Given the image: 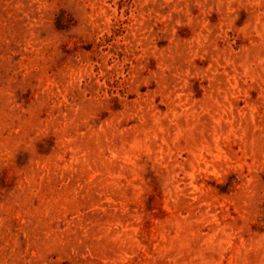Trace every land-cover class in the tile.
I'll use <instances>...</instances> for the list:
<instances>
[{"label":"clouds","instance_id":"clouds-1","mask_svg":"<svg viewBox=\"0 0 264 264\" xmlns=\"http://www.w3.org/2000/svg\"><path fill=\"white\" fill-rule=\"evenodd\" d=\"M0 264H264V0H0Z\"/></svg>","mask_w":264,"mask_h":264}]
</instances>
